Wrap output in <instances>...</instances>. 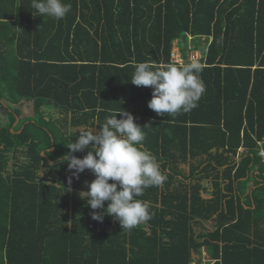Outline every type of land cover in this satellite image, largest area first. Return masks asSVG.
I'll list each match as a JSON object with an SVG mask.
<instances>
[{"label": "trees", "instance_id": "16d2710c", "mask_svg": "<svg viewBox=\"0 0 264 264\" xmlns=\"http://www.w3.org/2000/svg\"><path fill=\"white\" fill-rule=\"evenodd\" d=\"M64 2L56 21L0 0V264H191L203 249L215 264H264V0ZM203 36L205 91L158 116L152 89L130 82L135 64L168 65L176 40L186 51ZM122 109L148 124L142 147L167 176L138 197L154 215L131 231L92 219L79 192L95 177L63 158Z\"/></svg>", "mask_w": 264, "mask_h": 264}, {"label": "clouds", "instance_id": "9594fccd", "mask_svg": "<svg viewBox=\"0 0 264 264\" xmlns=\"http://www.w3.org/2000/svg\"><path fill=\"white\" fill-rule=\"evenodd\" d=\"M31 7L41 17L56 21L71 10V4L64 0H31ZM200 71L195 63L178 67L139 62L135 64L130 82L152 89L149 109L158 116H173L196 107L205 91ZM92 125L77 132V139L70 141L69 152L63 158L76 179L85 170H90L95 177L90 183L86 182L87 191L79 192L80 199H86L93 210L92 219L103 222L108 215L119 222L122 231H131L154 215L150 203L138 197L148 188L161 187L167 180L156 158L142 147L148 124H137L135 117L122 109L106 116L104 123L99 124V132H95ZM76 152H86V155L80 158L74 155ZM98 209L102 211H96Z\"/></svg>", "mask_w": 264, "mask_h": 264}, {"label": "built area", "instance_id": "2783aa9c", "mask_svg": "<svg viewBox=\"0 0 264 264\" xmlns=\"http://www.w3.org/2000/svg\"><path fill=\"white\" fill-rule=\"evenodd\" d=\"M171 59L172 63L176 64L177 66H184L185 64L189 63H195L198 65L204 64L203 52L200 49L194 47H189L185 55L180 45L178 48L175 47L172 49ZM261 155L264 156V150H261ZM206 253V250H203L202 254H197L191 264H215L216 260H211L210 256L208 259Z\"/></svg>", "mask_w": 264, "mask_h": 264}, {"label": "crops", "instance_id": "0c3cea01", "mask_svg": "<svg viewBox=\"0 0 264 264\" xmlns=\"http://www.w3.org/2000/svg\"><path fill=\"white\" fill-rule=\"evenodd\" d=\"M212 40H213V37L212 36H210L209 38H206V36H203L202 38H201V40H200V42H201V45H203V46H199V47H196L197 49H200L202 52H203V54H204V64H201V65H199V66H204V65H206V54L208 53V51H209V46H210V44H211V42H212ZM204 42H207L206 44H205V46H204ZM178 44V45H177ZM178 48L179 47V42L176 40L175 42H174V45H173V49L174 48ZM189 47H191V46H189ZM188 47V48H189ZM183 53H184V55L187 53V50L186 51H183ZM169 64H172V65H175V66H177L176 64H173L172 63V59L170 58V63ZM178 67H182V66H178ZM31 102V101H30ZM24 112V111H23ZM260 145H261V148H260V155H261V150H264V144L263 143H260ZM245 149L244 148H241V151H244ZM262 156V155H261ZM263 157V160H264V156H262ZM247 194L248 193H250V191L249 190H247V192H246ZM242 203H244V201H242ZM250 203H251V201H250ZM252 203H254V201L252 200ZM248 206H249V203H248ZM247 206V207H248ZM250 206H253V207H255L254 206V204L252 205H250ZM207 222H214V225H215V223H216V221L215 220H210V221H206L205 223L207 224ZM204 227H205V225H204ZM210 229H212V228H210ZM208 230V229H207ZM204 250H206V249H204ZM206 252L208 253V251L206 250ZM210 255V254H209ZM211 258V257H210ZM211 260H214V259H212L211 258Z\"/></svg>", "mask_w": 264, "mask_h": 264}, {"label": "rangeland", "instance_id": "374dc122", "mask_svg": "<svg viewBox=\"0 0 264 264\" xmlns=\"http://www.w3.org/2000/svg\"><path fill=\"white\" fill-rule=\"evenodd\" d=\"M203 46V45H201ZM5 104L8 105L9 107L11 108H16V105L7 101V100H4ZM31 110H32V102L30 101H26L25 102V105L23 107V115L22 117H24L26 114H30L31 113ZM19 122V120L17 119V121L15 122V124H17ZM214 227V222H207V224L205 223V228L208 229V230H211L210 228H213ZM204 250V249H203ZM208 259H209V253H206ZM210 261V260H209Z\"/></svg>", "mask_w": 264, "mask_h": 264}, {"label": "water", "instance_id": "95a60500", "mask_svg": "<svg viewBox=\"0 0 264 264\" xmlns=\"http://www.w3.org/2000/svg\"><path fill=\"white\" fill-rule=\"evenodd\" d=\"M19 120V119H18Z\"/></svg>", "mask_w": 264, "mask_h": 264}]
</instances>
